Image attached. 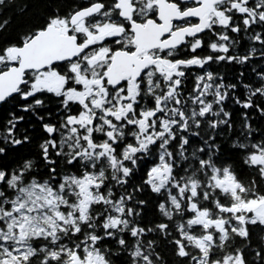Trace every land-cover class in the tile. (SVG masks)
I'll return each instance as SVG.
<instances>
[{"label": "snow or ice", "instance_id": "1", "mask_svg": "<svg viewBox=\"0 0 264 264\" xmlns=\"http://www.w3.org/2000/svg\"><path fill=\"white\" fill-rule=\"evenodd\" d=\"M0 264H264V0H0Z\"/></svg>", "mask_w": 264, "mask_h": 264}]
</instances>
